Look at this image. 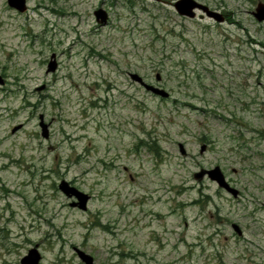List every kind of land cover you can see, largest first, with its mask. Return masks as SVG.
Here are the masks:
<instances>
[{
	"label": "rangeland",
	"instance_id": "374dc122",
	"mask_svg": "<svg viewBox=\"0 0 264 264\" xmlns=\"http://www.w3.org/2000/svg\"><path fill=\"white\" fill-rule=\"evenodd\" d=\"M175 1L0 0V264H264V0Z\"/></svg>",
	"mask_w": 264,
	"mask_h": 264
},
{
	"label": "water",
	"instance_id": "95a60500",
	"mask_svg": "<svg viewBox=\"0 0 264 264\" xmlns=\"http://www.w3.org/2000/svg\"><path fill=\"white\" fill-rule=\"evenodd\" d=\"M7 1L11 8H14L21 13H24L27 10L26 0H7ZM174 7L177 13L184 17L196 18L197 16L196 11L197 9H199L204 12V14L200 16V18L207 16V17H211L215 19L217 22L224 21L222 15L218 13H214L212 11L210 12L206 6H204L203 4L195 0H179L174 3ZM95 16L97 18V21L101 23L102 25H105L107 23L108 14L103 9L98 10L95 13ZM253 16L258 22L264 23V2L258 4L255 12H253ZM56 68H57L56 61H52L49 64L48 72H54ZM131 78L135 82L143 86L145 90H147L148 92L160 98L168 99L170 97L169 92H167L165 89L148 84L138 74H131ZM157 80L158 81L161 80L160 75L157 76ZM0 84H4V80L1 77V75H0ZM40 126L42 128L43 137L48 138L49 137L48 125H46L43 121H41ZM17 130L18 128H14L13 133ZM204 149L205 147L202 148V151H204ZM205 174H208V176H210L211 179L215 180L219 184L220 187L224 188L225 190H227L234 196L238 195V191L229 185V183L225 179V176L223 175V173L221 172L219 168H216L215 170L204 171L200 174H197L196 177L201 178ZM59 189L62 193H64L66 197L70 199H75V201L71 203L72 207L79 208L80 210H83V211H86L88 209V203L91 199V196L89 194L84 193L83 191L79 190L75 186H72L68 181H65V180L60 183ZM234 229L239 235L242 234L238 226L234 225ZM78 255L85 264H94L93 258L87 255L86 253L82 251H78ZM40 261H41V254L38 248L35 247L31 249L29 251V254L23 258V260L21 261V264H39Z\"/></svg>",
	"mask_w": 264,
	"mask_h": 264
},
{
	"label": "flooded vegetation",
	"instance_id": "af4514ba",
	"mask_svg": "<svg viewBox=\"0 0 264 264\" xmlns=\"http://www.w3.org/2000/svg\"><path fill=\"white\" fill-rule=\"evenodd\" d=\"M177 1H179V0H176L175 2H177ZM195 1H197V2H199V3H201V4H203L204 6H206V7L209 9L210 12L212 11V12H214V13H218V14L222 15L224 21H226V20L228 19L229 15H230L229 13H226V11H221L222 8L212 9V8L209 7L207 4L203 3L202 0H195ZM197 12L200 13V14L198 15L199 17L202 16V15L204 14V12H203L202 10H199V9H197L196 13H197ZM252 14H253V12H252ZM205 17H207V16H205ZM203 18H204V17H203ZM203 18H200V19H203ZM208 18H211V17H208ZM211 19H213V18H211Z\"/></svg>",
	"mask_w": 264,
	"mask_h": 264
},
{
	"label": "trees",
	"instance_id": "16d2710c",
	"mask_svg": "<svg viewBox=\"0 0 264 264\" xmlns=\"http://www.w3.org/2000/svg\"><path fill=\"white\" fill-rule=\"evenodd\" d=\"M149 147H150V149H151V148H153L154 146H153V144H149ZM154 149H155V148H154Z\"/></svg>",
	"mask_w": 264,
	"mask_h": 264
}]
</instances>
